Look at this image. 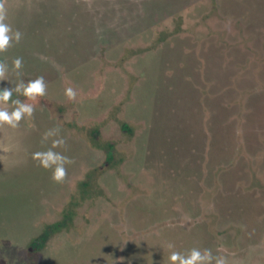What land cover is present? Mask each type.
I'll return each mask as SVG.
<instances>
[{
    "label": "rangeland",
    "instance_id": "374dc122",
    "mask_svg": "<svg viewBox=\"0 0 264 264\" xmlns=\"http://www.w3.org/2000/svg\"><path fill=\"white\" fill-rule=\"evenodd\" d=\"M0 4L22 34L0 89L47 85L13 94L34 112L0 126V264H170L194 247L264 264V0ZM60 137L57 183L32 153Z\"/></svg>",
    "mask_w": 264,
    "mask_h": 264
},
{
    "label": "clouds",
    "instance_id": "9594fccd",
    "mask_svg": "<svg viewBox=\"0 0 264 264\" xmlns=\"http://www.w3.org/2000/svg\"><path fill=\"white\" fill-rule=\"evenodd\" d=\"M6 16L7 11L3 4H0V53L9 48L13 40L19 42L22 35L19 30L13 31L11 25L6 22ZM12 66L19 71L22 67V59L16 57L12 61ZM6 71L7 65L0 61V80H4ZM46 87L43 76H38L27 83L21 79L14 87L0 89V126L6 125L13 129L17 128L22 119L30 118L34 112V107L31 103L12 99L13 92L34 100L45 95ZM64 94L69 100H75L77 97V92L72 87L65 88ZM9 101L15 105L11 111L3 106L8 104ZM58 133L59 130L57 128L50 129L44 133V139L47 140L48 137L58 136ZM64 143L65 141L62 137L53 139L51 147L32 153V158L38 161L40 167L51 169V179L57 183L64 180L66 176L65 165L72 162L67 155L53 150L64 145ZM169 248H173V245L170 244ZM168 260L170 264H227V259L223 255L214 256L210 249L200 250L195 247L188 250L187 254L175 250L170 251Z\"/></svg>",
    "mask_w": 264,
    "mask_h": 264
},
{
    "label": "trees",
    "instance_id": "16d2710c",
    "mask_svg": "<svg viewBox=\"0 0 264 264\" xmlns=\"http://www.w3.org/2000/svg\"><path fill=\"white\" fill-rule=\"evenodd\" d=\"M21 79L25 82V83H27L29 80H34L35 78H33V77H29V76H26V75H22V77H21ZM20 79V80H21ZM19 80V81H20ZM18 81V82H19ZM17 82V83H18ZM13 94H17V95H19V97H24V96H22L21 94H19V93H16V92H13ZM42 103L41 104H44V106L45 107H47V108H49V109H54V103H53V101H51V100H49V101H47L46 99H44L43 101H41ZM44 102V103H43ZM108 158H110V155H108Z\"/></svg>",
    "mask_w": 264,
    "mask_h": 264
}]
</instances>
